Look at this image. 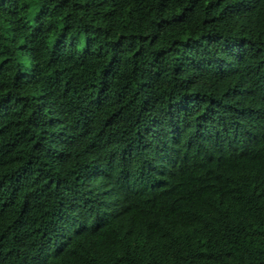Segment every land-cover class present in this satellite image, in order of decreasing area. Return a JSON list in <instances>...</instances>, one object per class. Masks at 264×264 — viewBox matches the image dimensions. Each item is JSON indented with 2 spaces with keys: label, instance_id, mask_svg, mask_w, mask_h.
I'll list each match as a JSON object with an SVG mask.
<instances>
[{
  "label": "trees",
  "instance_id": "obj_1",
  "mask_svg": "<svg viewBox=\"0 0 264 264\" xmlns=\"http://www.w3.org/2000/svg\"><path fill=\"white\" fill-rule=\"evenodd\" d=\"M0 264H264V0H0Z\"/></svg>",
  "mask_w": 264,
  "mask_h": 264
}]
</instances>
